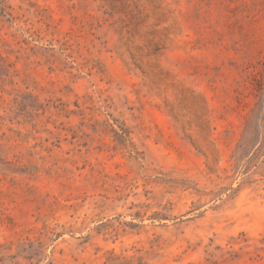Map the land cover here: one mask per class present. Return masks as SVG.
<instances>
[{"label":"rangeland","instance_id":"374dc122","mask_svg":"<svg viewBox=\"0 0 264 264\" xmlns=\"http://www.w3.org/2000/svg\"><path fill=\"white\" fill-rule=\"evenodd\" d=\"M0 264H264V0H0Z\"/></svg>","mask_w":264,"mask_h":264}]
</instances>
